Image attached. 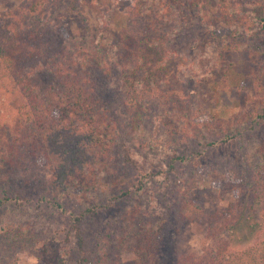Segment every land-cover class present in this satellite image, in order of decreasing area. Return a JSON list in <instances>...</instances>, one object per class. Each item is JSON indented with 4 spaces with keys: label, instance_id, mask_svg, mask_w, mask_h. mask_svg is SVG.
Returning a JSON list of instances; mask_svg holds the SVG:
<instances>
[{
    "label": "rangeland",
    "instance_id": "1",
    "mask_svg": "<svg viewBox=\"0 0 264 264\" xmlns=\"http://www.w3.org/2000/svg\"><path fill=\"white\" fill-rule=\"evenodd\" d=\"M26 1L0 0V10H17ZM45 1L33 13L32 28H26L32 39L28 47L36 54L39 51L52 60L54 48L51 43L50 50L49 43L60 35L71 40L89 33L96 40L102 34L107 43L121 42L128 24L126 2L79 0L76 10L65 0ZM200 1L206 17L195 15L188 0L146 2L153 10V20L159 22L160 33L169 34L174 42L168 51L170 44L161 37L164 50L152 57L156 62L172 57L169 70H165L173 86L169 94L160 91L161 96H157V90L148 89L142 104L128 105L120 72L106 74L102 68L91 67L89 82L96 87V109L104 116L105 131L104 145L96 149L99 164L92 177L102 189L93 187L76 198L59 197L55 191L53 177L59 158L50 148V128L57 115L54 97L65 75L52 64L33 75V83L50 93L46 95L52 99L49 110L30 102L10 78L6 79L2 91L5 124L0 129V194L8 200L0 206V264H50L61 254L67 255L68 264H93L102 238L108 240L111 249L119 247L116 253L122 264H134L139 244L135 228L157 219L164 223L159 247L163 264H176L178 258L195 264L201 257L230 255L264 238V227L249 239H236L232 228L224 224L211 227L184 218L180 212L184 198L211 214L225 212L233 203L240 212L239 207L245 202L249 207L254 199L253 190L246 185L241 190L236 188L247 164L246 142L236 134L202 152L196 140H187L181 119L194 126L190 119L197 111L218 124H234L239 117L257 110L264 97V0H238L243 2L241 18L233 20L221 17L218 0ZM138 24L142 29V23ZM239 24H248L254 38L244 35L237 28ZM226 39L247 43L251 49L233 46L221 51V61L214 60L208 49ZM187 59L197 62L200 73L181 69ZM142 114L145 116L140 117ZM259 129L264 136V123ZM94 204L95 213L75 221V216ZM131 206L135 211L138 207V214L130 212ZM259 213L264 221V209ZM239 233L245 235L247 229ZM155 253L156 249H151V264ZM190 256L195 260L187 259Z\"/></svg>",
    "mask_w": 264,
    "mask_h": 264
},
{
    "label": "trees",
    "instance_id": "2",
    "mask_svg": "<svg viewBox=\"0 0 264 264\" xmlns=\"http://www.w3.org/2000/svg\"><path fill=\"white\" fill-rule=\"evenodd\" d=\"M65 1L72 9L79 10V0ZM114 1L117 4L127 3L125 13L128 15V24L120 43H107L102 34L96 40H92L89 33L83 37L71 38V40L64 39L60 35L58 38L51 39L49 43L50 50L52 49L51 43L54 48V55H50L52 60L45 58V55L39 51L36 54L28 47L30 44L28 40L32 39L27 36L28 32H26L27 27L32 28L33 26V13L46 4L45 0H28L17 10L15 9L16 11L0 10V129L5 124L4 114L6 111L2 102V91L7 78H10L19 87L24 97L30 102L49 110L52 107V99L46 95L50 93L42 92L40 87L33 83V75L42 68H48L51 64L56 68L55 70L61 72V75H65L63 78L60 77V92H56L54 97L58 105L57 111H54L57 115L54 119L55 123H52L50 128L52 134L50 148L52 153L55 156L58 155L59 158V164L53 177L55 191L59 197L76 198L80 193L87 194L93 187L95 190L103 188L92 177V171L99 164L96 149L104 145L105 131L101 119L104 116L96 109L97 100L94 93L96 87L91 81L89 82L91 67L102 68L106 74H111L110 72L114 70L120 72V85L124 93V100L128 105L142 104L146 100L148 89L157 90L159 93L156 95L161 96V92L169 94L173 88L170 84L169 74L166 72L172 64L169 60L171 56H164V58L161 56L163 60L158 62L152 57L160 49L164 50L161 47V37L170 44L168 51L174 47V42L171 43L172 39L168 38L169 34L163 36L160 33L159 22L156 18L153 20L150 13L153 10L151 6H147V0ZM242 3L238 0H218L221 17L230 20L236 17L241 18ZM188 4L195 15L207 16L200 0H188ZM80 14L88 29L86 18L81 12ZM139 22L146 27L142 26V29H139ZM247 25L239 24L240 27L237 28L243 31L244 35L253 36V29H248ZM31 36L34 35L31 34ZM233 46L240 49H251L247 43H237L226 39L221 44L217 43L214 48L208 49L207 52L214 60L221 61V57H219L221 51ZM181 57L183 58L182 55ZM181 69L186 73L188 70H191L193 74L200 73L197 62L193 60L187 59V63L181 65ZM257 85L259 90L263 91V88L259 84ZM50 113L53 114V109ZM195 115L192 120L190 119L194 126L187 120L181 119V121L187 129V140L189 138L196 140L201 148L200 151L203 152L217 144L226 143L236 134L246 142L244 159L247 164L243 175H240L241 181L237 183L236 188L241 190V187L246 185L249 191L253 190L251 192L254 194V199L249 207H247L248 202L239 207L240 212L235 210L236 204L233 203L227 211L211 214L191 199L184 198L180 212L184 218L211 227L224 224V226L232 228L231 235L236 239H242L243 236L249 239L251 234H255L258 230L261 231L264 227V221L259 213L260 209H264V136L259 129V126L264 123V97L257 110L239 117L234 124H218L200 116L197 111H195ZM139 116L144 117L145 115ZM142 131L147 132L145 128ZM99 181L102 182L101 178ZM82 187L84 190L81 189ZM7 200L0 194V206ZM58 207L62 209V205L58 204ZM133 209L132 206L129 207L132 214H138V207L136 211ZM96 211V204L91 208H85L75 216V221H80ZM123 216L122 214V219ZM163 228L164 223L161 222V219H157L155 223H139L135 228L139 244L134 264H151L149 256L151 249H156L153 264H163L159 248L161 245L160 233ZM244 228L247 229V233L242 235L239 232ZM109 245L108 240L100 239L93 264H122L119 254L116 253L119 247L111 249ZM67 258V255H57L50 264H68ZM188 258L193 259L194 257ZM195 261V264H264V238L246 249L233 251L230 255L222 256V253H219L209 258L201 257ZM176 264L186 263L182 258H178Z\"/></svg>",
    "mask_w": 264,
    "mask_h": 264
}]
</instances>
